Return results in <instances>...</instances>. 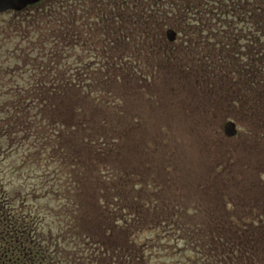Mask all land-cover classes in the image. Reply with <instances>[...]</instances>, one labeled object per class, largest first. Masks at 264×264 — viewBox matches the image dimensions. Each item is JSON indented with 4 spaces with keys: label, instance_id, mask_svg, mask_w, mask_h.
I'll list each match as a JSON object with an SVG mask.
<instances>
[{
    "label": "trees",
    "instance_id": "1",
    "mask_svg": "<svg viewBox=\"0 0 264 264\" xmlns=\"http://www.w3.org/2000/svg\"><path fill=\"white\" fill-rule=\"evenodd\" d=\"M169 30L176 35L173 42L166 40ZM85 47L96 57L78 58L77 50ZM175 61L177 76L183 69L192 74L193 87L202 90L196 93L204 94L206 103L216 99L227 110L233 103V120L241 125L246 119L249 134H264V0H41L0 14V146L2 139L10 148L31 141L28 150L55 158L59 193H68L70 185L79 189L72 180L75 170L90 164L67 152L62 142L84 128L81 146L89 141L104 154L106 133L92 126L93 132L87 130L83 120L100 110L93 103L116 108L119 99L109 88L125 82L128 88H142L140 76L146 71L165 72ZM96 135L102 144L94 147ZM106 174L97 182L96 196L90 193L98 234L82 230L83 222L73 217V226L89 233L78 236L93 243L80 250L70 240L68 254L56 247L65 235L76 234L32 227L41 219L25 212L26 199L15 208L1 187L0 264H146L147 245L135 240L160 225L173 227L175 242L185 243L183 260L175 264H264V200L251 198L250 183L230 187L220 174L205 183L204 194L197 187L200 205L176 202L166 216L151 197L132 201L125 186L134 181L126 172L108 169ZM114 231L126 238L123 244L105 241L103 234L110 238Z\"/></svg>",
    "mask_w": 264,
    "mask_h": 264
},
{
    "label": "rangeland",
    "instance_id": "2",
    "mask_svg": "<svg viewBox=\"0 0 264 264\" xmlns=\"http://www.w3.org/2000/svg\"><path fill=\"white\" fill-rule=\"evenodd\" d=\"M87 50V47L83 51L78 49L76 55L78 58L96 57V53L89 54ZM172 63L171 68L165 72L154 70V74L148 72L149 75H146V71L140 76L142 88H128L126 82L123 86L109 88L115 98L119 99L115 103L116 108L109 105L105 109L104 106L93 103L100 110L83 120L89 121H84L88 124L87 130H102L106 133L103 141L107 151L104 154L100 155L97 150L92 149L89 141L81 146V135L85 138L87 134L84 128H79L69 142L62 140L67 152L69 150L73 154H80L90 164L83 165L78 172L75 170L72 180L80 184L79 189L75 185V190L70 185L72 187L68 193H59L61 187L57 181L59 176L54 172L55 158L48 159L46 155H39L46 153L41 150H28L31 141H22L18 148L15 145L10 148L2 139L0 188L4 189L7 199L15 208L26 199L25 212L41 219L38 225L32 227L40 228L44 233L52 229L53 234L59 230L62 234L66 230L76 234L77 237L63 235L65 240H60L56 247L59 249L62 246L60 249L63 253L71 252L73 246L70 240L78 244L74 249L80 250L88 249L90 242L93 243L85 236H80L89 233L74 227L73 217L79 218L80 225L83 222L82 230L98 234L99 218L90 193H95L96 196L97 182L108 176V169L111 172H126L132 178L133 183L130 180L129 185L125 184L126 193L127 188L132 192V201L143 203L151 197L153 202L161 206L158 208L166 216H169V212L171 215L176 202L190 203L189 207L200 205L196 200L197 187L199 186V195L204 194L205 183L212 182L213 177L220 174V181L226 184L228 182L230 187L238 183L249 186L250 183L253 186L251 198L264 200V134H249L250 126L246 124V119L241 125L237 119L233 120L236 113V105L233 103L228 110L221 101L214 102L216 99L206 103V99L203 100L204 94H200L202 90L193 87L196 85L192 74L183 69L185 72L182 71L177 76L175 71L180 64L176 61ZM204 108L209 109L210 114ZM228 121L234 122L236 127V135L231 138L226 137L223 132ZM91 140L95 142L94 147L102 144L98 141V135ZM253 142L255 144L251 146ZM216 166L221 167L215 169ZM67 171H63L64 176ZM112 185L114 187L113 182ZM119 186L117 189L123 191L124 187ZM235 194L236 190L233 191V195ZM95 196L93 197L96 198ZM179 196L181 200L178 199ZM3 199L0 195V205ZM86 201L89 202L88 208L85 207ZM163 202L165 209L162 207ZM122 229L119 231L127 235ZM174 230L173 227L160 225L142 234V239L135 240L141 247L151 246L148 249L143 246L146 250L143 255L146 264H175L183 260L181 248L185 243L183 240L175 242ZM122 234L114 231L110 238L107 234L103 235L109 243L123 244L126 238ZM176 245L180 249L179 254L172 256L171 254H176ZM112 262L116 263V258Z\"/></svg>",
    "mask_w": 264,
    "mask_h": 264
},
{
    "label": "water",
    "instance_id": "3",
    "mask_svg": "<svg viewBox=\"0 0 264 264\" xmlns=\"http://www.w3.org/2000/svg\"><path fill=\"white\" fill-rule=\"evenodd\" d=\"M41 0H0V14L8 11L19 12L28 6L35 5ZM175 33L172 31L166 32V40L173 42L175 40ZM223 132L226 137L231 138L236 135L235 124L231 121L226 122L223 127Z\"/></svg>",
    "mask_w": 264,
    "mask_h": 264
}]
</instances>
